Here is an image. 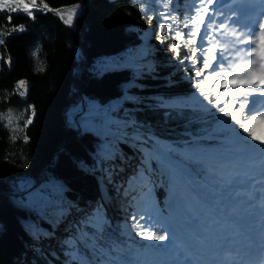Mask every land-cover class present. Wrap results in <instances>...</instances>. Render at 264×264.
Here are the masks:
<instances>
[{
	"label": "trees",
	"instance_id": "obj_1",
	"mask_svg": "<svg viewBox=\"0 0 264 264\" xmlns=\"http://www.w3.org/2000/svg\"><path fill=\"white\" fill-rule=\"evenodd\" d=\"M43 3L51 10L35 12V20L13 13L11 25L8 13L0 11L5 28L0 36V264L59 263L55 242L31 245L34 232L52 231L61 210L98 202L104 203L107 218L99 233L70 219L75 232L80 223L96 241L94 249L79 244L80 264H95L98 249L115 248L114 254L132 259L148 255L154 249L141 245L153 244L133 240L118 226L122 217L106 195L113 187L103 184L97 166L104 150L132 156L131 142L108 136L93 119L78 125L76 115L88 111L133 118L143 130L167 140L172 158L198 170L200 164L175 148L224 155L237 147L229 130L213 118L219 115L216 110L197 101L188 74L191 65L172 56L171 38L160 49L148 47L145 57L125 58L144 41L140 24L151 23L156 32L159 17L148 20L156 11L154 0H37L40 7ZM188 3L170 0V9L179 10L183 18ZM76 5L75 19L65 24L61 15L66 19ZM13 25H24L26 31L8 35ZM179 51L183 58L185 49ZM21 80L26 82L25 95L15 91ZM29 105H34L35 117L25 128ZM17 123L22 131L12 130ZM22 180L34 185L33 194L43 191L51 200L27 205L19 188Z\"/></svg>",
	"mask_w": 264,
	"mask_h": 264
},
{
	"label": "snow or ice",
	"instance_id": "obj_2",
	"mask_svg": "<svg viewBox=\"0 0 264 264\" xmlns=\"http://www.w3.org/2000/svg\"><path fill=\"white\" fill-rule=\"evenodd\" d=\"M254 4H258L262 9L259 19L253 23H242V16ZM154 5L156 11L148 16V20L151 22L159 17L155 38L160 43L167 38L174 41L169 45V51L175 54L174 58L181 64L191 65V72L188 74L197 94L202 98V103L206 102L204 106L214 108L219 115L213 118L226 126L230 132L237 134L232 139L236 141L239 150L226 157L227 162L247 161L245 170L241 172L237 168L228 180L220 176L215 168L205 169V172L209 178L216 181L214 188L221 198L227 196L229 201L243 202L250 214L259 210L260 216L264 218V147H261L264 145V138L258 136L252 127L257 121L264 123V99H261L264 98V0H191V7L184 10L183 18L179 10H170V0H154ZM78 8L79 5L74 6L66 19L61 15L65 24L73 22ZM46 10H51L50 6L43 3L40 7L37 0H0V11L8 13L6 20L9 25L13 13L23 12L35 20V12ZM143 10L146 14L149 11L147 6ZM6 31L11 35L26 31V27L13 25ZM3 35L5 28L0 26V36ZM3 43L0 39V44ZM181 47L186 52L183 58H180ZM6 63L11 65L10 58ZM25 84L23 80L18 81L17 87ZM20 94L25 95L26 89ZM24 111L31 113L23 120V126L26 128L33 122L35 107L29 105ZM8 112L11 113L12 110L8 109ZM10 124L11 122L9 126ZM12 130L22 131L18 123ZM116 131L121 132V128L117 127ZM241 131L247 136L241 137ZM253 141L257 143H252ZM256 152H259V157L253 159ZM99 155L101 163L114 165L118 159V156L109 150H104ZM205 182L207 183V180ZM236 187L245 189L242 198L238 192L233 191ZM196 195L199 196L200 193L197 192ZM43 197V191L37 193L38 199ZM234 212L233 209L232 214ZM129 218L132 221L131 227L139 229L136 234L142 239L170 242L141 245L155 251H167L169 246L174 247L175 259L170 264H249L243 259H238L230 251L222 260H194L191 249L176 243L175 233L170 234L169 225L163 217L156 219L148 212H134ZM100 230L98 225L97 233ZM261 232V244L264 246V228ZM192 239L199 243L200 235L194 234ZM114 251L115 248H109L107 251L98 249L95 264H140L129 257H114ZM254 264H264V255Z\"/></svg>",
	"mask_w": 264,
	"mask_h": 264
},
{
	"label": "rangeland",
	"instance_id": "obj_3",
	"mask_svg": "<svg viewBox=\"0 0 264 264\" xmlns=\"http://www.w3.org/2000/svg\"><path fill=\"white\" fill-rule=\"evenodd\" d=\"M190 4H191V0H190ZM191 7V6H190ZM171 11H175V10H171ZM139 29H141L142 31H144V35H143V43L135 49H132L130 51H128V53L126 54L125 58L128 59H137V58H142L145 57L148 53L147 48L149 47V49H160L163 46V43H160L156 38L154 40V42L151 43L152 38L155 37L156 32L153 29V25L151 23H148L146 25L144 24H140ZM171 52V51H170ZM172 53V52H171ZM172 56H175L174 53H172ZM18 84V83H17ZM15 91L20 94L25 92V85L24 86H20L19 88L15 87ZM21 95V94H20ZM196 99L197 101L202 103V98L197 94L196 95ZM203 104H206V102H203ZM113 117L110 118H119L116 117L117 115H112ZM106 116L103 114H96V113H92L91 112H82L80 111L77 115V122L78 125H81L83 122L88 121V120H95L96 123H98L99 125H101L103 127V124H105L103 118H105ZM108 119V117H107ZM226 119V118H225ZM132 121L136 122L133 118H131ZM109 123H112L110 120H107ZM222 127H226L221 123ZM227 128V127H226ZM243 132L241 131L239 134H242ZM237 134L234 132H230V137L232 139V137H235ZM234 140V139H233ZM235 141V140H234ZM261 147H264V145H262ZM164 148V147H163ZM136 149V156L137 154L140 152L139 150H137V147L135 146ZM186 152H188L187 150H184ZM161 153L164 154V149L161 150ZM231 153L234 152H229L227 155L229 156ZM118 156V160L121 159V163L119 165L120 169L122 170L125 163L123 160V156L121 154H116ZM196 157H201V158H208L205 157V155H200V154H195ZM221 163L218 166V169L220 171L219 175L222 176L224 174V179L228 180L230 179V177L233 175L234 170H236L237 168L242 172L245 170V164L247 163L246 160L242 161H236L234 163H228L226 158H219ZM143 160V159H142ZM218 160V159H217ZM135 161H139L137 160V158L134 159ZM144 166L147 168V174L148 172H151L150 165H149V160L145 159L144 157ZM133 162V160L131 161ZM143 162V161H142ZM116 164V163H115ZM115 164H109L108 162H104L98 163V169L101 173V177H102V181L103 184L104 182H111L112 183V187L114 188L113 191L114 193L110 196V198H112L113 200V207L117 204L119 208L121 209V214L119 213V215L122 216L121 219L118 220V226L127 234V236L132 237L135 241H148V240H144L142 239L140 236H138L136 234L137 231H139V229H133L131 227L132 225V221L130 220V216L125 217L126 214H132L134 212H140L141 214L148 212L151 213L156 219H159L161 215H164L166 217H168L169 215L166 213V211L163 210V205L160 203V201L158 203L156 202V199L154 198V195L149 196V199H147V201H143V206L140 209H133L130 213L131 209L126 208L125 210H123V208L125 207V196L122 195L119 186H121L120 182H118L117 178H111L109 176V174H111V170L115 167ZM205 168L210 169L209 167H207V165H205ZM144 169V168H143ZM226 170H229L228 173H225ZM208 181V180H207ZM210 181V180H209ZM117 183L118 186H117ZM147 185V183H146ZM143 186V185H142ZM19 188L21 190H23V194H26V204L27 205H34L37 202H44L46 203L48 200L50 201L52 196H49L48 194L44 193V197L43 199H38L37 198V194H33L34 193V185H31L29 181L26 180H22L19 182ZM108 188V187H107ZM107 188L105 187V189L107 190ZM36 196V197H35ZM164 197V196H162ZM189 200L192 201V204H190L191 206L188 205V202L186 203V201L184 200L185 205L187 206V213H192V206L194 205V203L196 202L192 196L188 197ZM110 201V200H109ZM76 207V206H75ZM103 207L104 204H101L100 202L98 203H92L90 205H87L85 208H79L78 210L73 208V207H69L67 209L61 210L60 212V223L57 225V227L55 228V230L53 231H49L47 229H38L36 232H34L35 234V241L31 244L33 246L36 247H40V242L46 243V244H51V243H56L57 244V251L56 254H58V259H59V263L56 264H67L68 262L71 261V264H80L79 262V255L80 252L78 251L77 245L79 244H83L89 248H96L94 246L95 243V238L93 237V235H89L88 233H85L80 226V223H76L75 227L76 229H78V233L74 231L73 227L70 224V219L75 218L76 220H78L79 222H83L84 224H89L92 227H94L95 229H97V226H100V229H103L105 227L107 218H106V214L103 211ZM196 208V205L195 207ZM199 209V208H197ZM197 209L195 211H197ZM198 212V211H197ZM200 213V212H198ZM196 214V213H195ZM192 216V215H191ZM79 224V225H77ZM178 224V222H177ZM177 237L178 231L177 228L176 230L174 229L173 231ZM89 236V237H88ZM40 241V242H38ZM164 244H170L169 241L163 242ZM169 248L171 249V246H169ZM137 261L139 262V259H137ZM152 264H156L155 262Z\"/></svg>",
	"mask_w": 264,
	"mask_h": 264
},
{
	"label": "bare ground",
	"instance_id": "obj_4",
	"mask_svg": "<svg viewBox=\"0 0 264 264\" xmlns=\"http://www.w3.org/2000/svg\"><path fill=\"white\" fill-rule=\"evenodd\" d=\"M253 129L255 130L256 134L258 136H261L262 138H264V125H262V123L260 122H256L255 124L252 125ZM131 131L133 130H126L127 134H129ZM133 135V134H132ZM241 137L247 136L246 133H242L239 134ZM143 137V136H141ZM250 139V138H249ZM252 143H257L255 141H253ZM137 146V144H135ZM143 155L145 156V159L149 160L151 155L146 153L143 148L141 149ZM125 163L124 167H123V171L121 173H114L112 172L110 175L111 176H115L118 177V182H122V186L121 189H124L126 192V200L131 201L133 199V197H135V194L137 193L138 189L140 186H142L145 182L146 179L148 177H150V175L147 174V171H145V166L144 163L145 162H140V161H129V160H122ZM144 168V169H143ZM160 178L164 181H162L163 183H161V186L163 187L164 190L167 189L166 185L168 182V185H170V179L166 178V174H161ZM167 202H169L166 199ZM159 202V200H158ZM167 202H164V204L166 206H168ZM102 204V202H100ZM169 214H170V219L165 218L163 215H161V217H163L166 222L169 225V229H170V234L174 231V229H176V222L178 221L180 215L178 214V212L174 213L173 210L170 207H163ZM235 215V214H234ZM259 210L255 211L254 214V218H257L259 216ZM238 232L235 230V234H237ZM240 243H238V245H240ZM67 264H71V261L68 262Z\"/></svg>",
	"mask_w": 264,
	"mask_h": 264
}]
</instances>
